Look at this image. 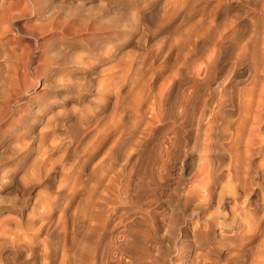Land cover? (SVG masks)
Here are the masks:
<instances>
[{"label":"bare ground","instance_id":"bare-ground-1","mask_svg":"<svg viewBox=\"0 0 264 264\" xmlns=\"http://www.w3.org/2000/svg\"><path fill=\"white\" fill-rule=\"evenodd\" d=\"M28 1H29V3L33 2V0H28ZM109 1H108V3H110ZM123 1L124 0H122V2ZM139 1L138 0H132L133 4H136ZM152 1L153 0H148L149 3L150 2L152 3ZM196 1H200V0H184L182 3H183L184 7L186 6V7H188V9H190L192 6H194ZM245 2H247V1H245ZM240 3H243V2H239L236 0V4H235L236 12L232 16L235 19V22L233 21V23H232L233 26L234 25L237 26L236 24L238 23L239 20L248 18L246 15H251L250 12H252L249 10L246 12L243 11V14L240 15L239 14V10L241 7ZM33 4H35V3L33 2ZM219 4L220 3H217L216 5H219ZM246 4H248V3H246ZM98 6L101 8V6L103 7V4H101V5L98 4ZM104 6H105V4H104ZM181 6H182V4H181ZM253 7H251V8L253 9ZM105 8H107V7H105ZM116 8L120 9L118 6ZM254 9H255V7H254ZM259 10H260V12H259V15H257V17H258L257 19H260L261 24L258 23V25L260 24V27L262 28V34H261L260 38L256 37L257 35H256V31H255V28L258 27L257 22H259V20H256V19L253 20L252 17L249 18L248 21H250V27H251L253 33H251L246 38H244V36L241 37V36L237 35L239 32V31L237 32V30H239L238 27H237L238 29L236 28L233 30L232 36H230V35L225 36V34L227 32L226 29H228V25L223 23V26H221L219 29H217L215 36H213L211 34L213 37H210V35H209V38L207 39V37H206L207 40H204V42H202L204 44L206 42L207 44L212 45L213 50L212 51L209 50L207 54H204V56H202L201 60H199V62H197V63L196 62L194 63L193 61L195 59L192 61L191 58H193L192 56L195 55L193 53H195L197 50L199 51L200 48L198 46H200V43H199V45H197L198 42L196 44L195 40L193 38H191L192 35L189 34L190 37L188 36V37H185L184 39H180V40H177L175 42H173V39H172V42L169 43V46L171 48L174 47V49H175V51H173V50H172L173 52L171 51L173 54V58H171L172 61L170 63V67L168 68L169 70L167 72V77L165 79L162 78V80H164V81H161L160 84L158 83L159 85L157 84L158 85L157 90L154 89V91H153L152 89L155 88V87H153L155 85H153V86L151 85L153 88L151 87L152 89L149 91H148L149 88L146 87L147 92L138 90L139 94L134 96L135 99L128 98L129 94L124 96L125 98L128 96L127 98L129 100H131V99L133 100L131 103L133 106H135V108L137 106L140 107V104L141 105L145 104L143 106L144 110H145V106L148 105L146 107H148L147 110L149 109L148 110L149 113L147 112L149 114V119H146L144 117V119H145L144 120L143 117L141 116L142 111H140V110H138V111H140V113H141L140 116L142 117V119L138 114L133 119V121H128L125 123H124V121H122L123 119L122 120L119 118L116 119L115 116L119 115L121 113V111L123 112L125 110V108H127L125 105L126 101H125V104L123 105V98L124 97L121 96L123 93L121 92V95L119 94V91H118L119 87H118L117 89H115L113 91L111 89H106L99 96L100 99L102 98V102L101 101L99 102L100 99L98 100V102H96V101L94 102V103H96L95 104L96 109H102L107 104L110 106L109 112L107 110V112L109 113L108 118L106 116V119L105 118L103 119L104 121L101 120L103 123L100 120H99L100 122H98L97 118L94 120V122L92 121L91 123H89V121L94 119L93 116L95 114L92 116L93 118H91L90 114H87L86 112L84 113L86 106H81L78 109L73 108V107L71 108V107L64 106V109L62 111H57L59 108L56 110L55 106H57L58 104L66 105L67 99L65 97L63 99L60 98L59 100L54 99L55 100L54 102H52V100H51V102H46L43 105H36V109L33 110L34 111L33 112L34 113V116H33L34 120L32 121L31 124H29L30 122L28 123V127H27L28 129H25L24 131L21 129L22 131H20L19 130L20 128H18V126H19V124H18L17 127H12V130L10 129L12 131L11 134H9L8 132L5 133L6 131L5 132L2 131L5 134L0 132V144L4 143L2 145H3V147H4V145H6L7 149H8V146H10L12 148H15L16 150H19L20 154H22V156H21L22 158L23 157L27 158L28 154L33 149L36 151L35 153H37L39 148L41 147V149H40L41 153H42L41 158L36 157V159H35V157H33L32 158L33 161L30 160L31 162L27 159L28 163H30V164H27V166H29V167H27L28 169H26L27 173L24 170L25 168H22L24 165L21 167L26 174L22 170L21 174L22 173L25 174L24 175L25 178H23V175H21L22 177L20 176V178H18V180L20 181L18 183H21L20 186L23 190L26 191V195H28L30 189H32L31 184H34V180H38L40 178L41 181H43V183L44 182L47 183L50 180L52 182L51 178H53V176L51 175V171L54 168V162L55 161H53V162L49 161L50 154L53 151H57V150H60L62 148H63V153H65L67 149H69L70 147L72 148L74 146L73 145V146H70L69 148H67V145H65V143H63V142H66L68 140L61 141L62 138L61 139L56 138L58 135L61 136L64 133H68L70 135V140L68 141V143H71L72 141L77 140L78 137H81V136L84 137L85 135L87 137V135H90L88 133H91L90 132L91 128H94L95 133L92 134L93 136L91 138L87 137L88 139H86V137H84V140L82 139L84 142L86 140L87 143H84L83 146H81L82 144L78 143V144H80V146L82 148L80 146H77V147L81 148V149H79V150H81L80 151L81 155H80V157L78 156V158H77L78 163H76V164L77 165L79 164L80 167L82 165H84L87 161L89 162V160L93 156H95L94 154L96 152L97 153L99 152L98 149L103 142L106 143V142H108L106 140H110L108 142L109 145L107 144L108 147L105 149L107 151V153L104 156H103V154L105 151L103 152V154L101 153L103 157L100 156V154H98L100 156V158L101 157L102 158H101V160H99V162H97L98 163L97 168H98L100 163H103L105 166V167L103 166V170H102L103 172H101V173L97 171L99 169L96 170V172H98V174H100V175H98L99 178L97 176L98 182L97 183L95 182L96 185H94V183H93L92 187L90 184H87L88 187L90 185V187L92 188V192L96 193V196H95L96 199L92 203L93 207L95 206V208L91 209L92 214L89 217V218H91L92 222L90 221V219L88 217H86L89 219V221L91 223H93V226H94V227L93 226L91 227V230L89 229L90 232L88 231L90 233V239L89 240L91 243L90 244L91 248L87 251V253L84 252V253H86V255L83 254V251H79L78 253H76V255H77V256L75 255L76 257H71L72 264H152L154 256H156L157 253H158V255L160 254V252L158 251V248H159V245H162V244H165L166 246H169V247H171V246L174 247V246L178 245L176 250H174V252H172V253L174 256H176L175 257L176 260L178 259L180 261V264H264V3H261L258 11ZM5 12H6V10H5ZM187 12H189V11H187ZM78 15H81V14L78 13ZM102 15H103V13L99 12L95 16L97 18L93 17L94 19L92 21L95 22V24L93 23L92 25L94 27H96L97 19L102 17ZM59 16H57V17H59ZM252 16H254V15H252ZM46 18L49 19V15H45V19ZM90 19H92V18L90 17ZM61 20H64V19H61ZM76 20H77L76 18H75V20H73L71 18V20H69V21H67V18H65L64 21H60V20H56V19H49L47 23H50L49 29L54 30V31L59 30L61 32V34L64 35L63 36L64 38L61 37L62 40L65 39L66 35H72L75 37V35H79L80 31L81 30L83 31V29L85 30L88 28H94L93 26L87 25V23H86V25L83 24V26L75 28V27H73V25L75 24L74 21H76ZM84 20H86V18ZM203 22H204L203 19L200 18V19H198L197 22H195L194 24H192L190 26L195 27L196 25H199L200 26L199 28H202ZM101 23L102 22H100V24ZM205 23L207 24V22H205ZM208 23H210V22H208ZM90 24H91V21H90ZM239 24L240 23H238V25ZM46 25H48V24H44L43 26H46ZM97 25H99V24H97ZM117 25H119V24H117ZM212 27H214V26H212ZM246 27H249V26H245V28ZM104 28H105V26H104ZM212 29H214V28H212ZM241 29H240V31H241ZM243 29H242V32L244 33V31H246V30L243 31ZM94 30L97 31L96 29H94ZM201 31H203V29ZM257 31L260 32L259 30H257ZM205 33H206V31H205ZM213 33H215V30ZM243 33H241V35ZM186 34H187V32H186ZM198 34L200 36V33H198ZM114 35H116V36L120 35V32L114 31V30L113 31H111V30L107 31L106 30L105 32H101L100 38L102 40L104 39V41H105V39L111 40L114 37ZM203 35H205V34H203ZM74 40L70 41V43L71 42L76 43V42H74ZM89 40H92V39L90 38ZM86 41H88V40H86ZM64 42H67V41H64ZM83 42H85V41H83ZM85 43H87V42H85ZM93 43H94V41L92 42V44ZM79 44H81V43H79ZM98 45H100V44H98ZM98 45H96V43H95L92 46L91 50L100 51L102 46H98ZM201 46H202V44H201ZM202 48H203V46H202ZM206 49L207 48H205V50ZM1 50H3L2 56H3L4 62L3 61L2 62L4 64V71H5V74L2 76V79H3L2 85L4 86L3 88H5V90H6L4 92H6V95L9 98L10 94L13 93L9 89L10 88V80H11L12 75L14 76L13 78H16L18 76V74H20V72L18 71L19 69L17 68L19 64L15 63V61H12L14 58L13 59L11 58L12 54H10V50H11L10 47L8 48V46L5 44V48H1ZM170 50L171 49H169V52H170ZM221 50H225L228 53L227 54V57H228L227 61L223 58V56H225L226 54L223 53L224 55L222 54L223 55L222 56ZM11 51H13V50H11ZM88 51H90V50H88ZM202 51H204V50H202ZM61 53H62L61 58L57 59V57L55 56L56 60H53V58H51L52 61L56 62L58 64L64 63V62H70L71 57L69 58V56H66V54L68 55L69 53L65 54V51H62ZM83 53L85 54V52H83ZM109 54H111V53H109ZM191 54H193V55H191ZM198 54H201V53L198 52ZM92 55H94V54H92ZM190 55H191V57H189ZM70 56H72V55H70ZM77 57L80 59L77 58L76 62H79L80 65H82V64L84 65V60L86 59L85 56H83V54H82L81 56L78 55ZM92 57H95L94 58L96 60L95 62L108 60L107 59L108 54H107V56H105V54L101 55L100 52L96 53ZM171 57H172V55H171ZM195 57H197V56H195ZM199 57H201V56H199ZM43 58H44V56L41 59H43ZM49 61H50V58H49ZM91 61L86 63V60H85V63L88 65V67L83 66V65H82V67L84 69H92L91 66H93L95 62H91ZM12 62L15 63V64L13 63L14 66H13ZM44 62H46V60H44ZM53 62H51V63H53ZM72 62H74L73 59H72ZM45 65H47V64H45ZM59 67H57V66L53 67V68L47 67V66L43 67L44 68L42 71L43 72V79H42L43 86L48 85V84L50 85V83L53 84L54 78H52V76L50 75L51 74L50 72L55 71V70L57 71L58 70L57 68H59ZM94 67H93V69H94ZM10 68H11V70H10ZM128 70L130 71V69H128ZM140 70L141 69H139L138 71H140ZM144 70H146V69H144ZM164 70L165 69H163V72H164ZM127 71H124L121 74L118 73L120 75L115 74L116 76L113 78L114 79L116 78V80H117V77L119 76V84L120 85L125 84V80H126L125 78L129 74V73H127ZM159 71L160 70H155L151 73H149L148 71H144V74H145V72L149 73V74L147 73L148 75L146 74L147 76H144V74L141 72V74H143L142 77H144V78H140V76L137 77V79L135 78V81L137 80L139 82V85H140V87L138 86V88H136V89H139V88L141 89V86H144V87L147 86L148 82H150L151 80H153V82H154V79L159 74H161V73H159ZM130 74H132V72ZM112 75L114 76V74H109L110 77H112ZM237 75H240V78L238 80L236 79ZM20 76H22V74H20ZM56 77L57 76H55V78ZM128 77H130V80H129V78H128V80L130 82H132L131 77H133V76L128 75ZM134 77H135V75H134ZM138 78H140V79H138ZM66 79L69 80L68 78H66ZM160 80H161V78H160ZM76 82L77 81H75V83ZM138 82H137V84H138ZM158 82H160V81H158ZM14 83H12V85ZM70 83H72V82H70ZM84 83L86 84L87 82L84 81ZM135 83H133V84H135ZM58 84H59V82H58ZM137 84H135V86L134 85L133 86L136 87ZM164 84H166L165 89L163 88L164 90H166L165 95H163V93H162V91H163L162 87ZM34 85H35V81L34 80L30 81L29 86L34 87ZM60 85H62V84H60ZM100 85H101V83H100ZM82 86H84V85H82ZM127 86L129 88L130 83ZM123 88H124V86H123ZM123 88H120V90L122 89V91H123L124 90ZM81 89L82 88H80V90ZM9 91H10V93H9ZM77 93L72 89V92L70 91V93H66V94H67V96H70V97L72 96V94H75L74 99L76 101L80 98L88 99V98H86V96L83 95V93L82 94H77ZM79 93H81V92H79ZM84 93H86V92L84 91ZM132 93H133V91H131V94ZM110 94H113L114 98L111 101V103H108ZM124 94H126V93H124ZM131 94H130V97H131ZM17 95H19V94H17ZM133 95H134V93L132 94V97H133ZM56 96L59 97V94ZM61 96H63V95H61ZM3 97H5V96H3ZM7 97H6V99L5 98H3V99L0 98V99H2L3 101L6 102ZM12 98H14L13 95H12ZM129 100H128V102H130ZM91 102H92V100H91ZM11 103H13V102H11ZM68 105L71 106V104H68ZM81 105H82V103H81ZM133 106H132V109L130 106H128V108H127L129 110V107H130V114L131 115L135 113V108ZM5 107L6 106H4V108ZM14 109L15 108H13V110ZM24 110H25V108H24ZM97 111L98 110H96L95 112H97ZM9 112L10 111L8 109V111H6V112L2 111V113L0 114V127H2L3 124L5 123L4 122L5 117H6V115L9 116L8 115ZM47 112H50V113H47ZM33 113H32V115H33ZM73 114H77V115H75V118L71 117V116H73ZM107 114H105V115H107ZM130 114H128V115H130ZM11 117H13V116H11ZM101 118H103V117H101ZM17 119H18V117H17ZM36 119L41 120L42 124L45 128L44 129L41 128V130H40V127H39V129L36 128L37 130L35 132H33V130H31V128H32L31 126L33 125L34 122L35 123L37 122ZM124 119H125V117H124ZM8 120H10V119L8 118ZM126 120H127V118H126ZM128 120H129V118H128ZM141 120H142V122H144V124H142V126H140ZM151 120L156 121V123L158 122L157 124H155L157 126H152ZM15 121H14V126L16 124ZM22 121H20V122H22ZM17 123H19V122H17ZM26 123H27V121H26ZM128 123H129V125H127ZM20 124H22V123H20ZM130 124H131V126H130ZM129 126L131 127L130 131H129V129H130ZM142 127L145 128L147 132H150L152 130H153L152 132H154L155 129L158 130V129H160V127H162L160 129L161 133H159L157 136L155 134L156 138H154L155 139L154 141L152 140V142H154L153 143L154 149H152L153 153L150 154V157H149L150 159L148 158V156H149L148 152L150 153V150L148 151L147 148L145 147L146 150L148 151L147 152L148 155L145 154L146 152L144 153L145 158L147 157V161L149 162L148 165L152 166V168L149 166V169H146L143 165V167L147 170L146 171L143 167H141L142 164L139 163L138 167L140 166L143 169L142 172H145V174H150V179L156 178L157 183L159 185L161 184V182L163 183L162 185L167 183V182L164 183L163 181H161L162 179L160 180L161 175H164L163 171L166 172V170H165L166 166L171 168V170L172 169L177 170L175 172L178 175L176 178L181 177V175H183V176L188 175L189 176V178L187 177L188 180H186V183L184 184V186H180V184L178 186L176 183L175 186L173 187V189L178 193V196L174 201L175 203L173 204V206H175V208L177 210L176 212H174L176 214L172 213L173 212L172 209H170L168 212H166L164 205H162L159 202L160 201L158 199L159 197L157 199H155L156 197L154 198L153 196H151L154 198V200L151 201L152 198H151V200L146 199V197L148 195L150 196V194L146 193V194H148L147 196L145 194H141V195L146 196L145 197L146 200L143 199V201H142L141 197H143V196H141V195L139 196V194L137 195L138 192L136 194L133 192V190L137 186H138L137 187L138 189H136V190L140 189L139 185H137V186L134 185V187L135 186L136 187L131 190V187H133L132 185L135 184L139 178L137 179L136 182H133L131 180V171H134V170H132L133 165L127 168L125 163L129 162L130 158H132L134 155H138L140 149L143 146V143L145 141H147V140H145L146 138L144 136L147 134L144 133L145 130ZM124 130L127 132H125ZM125 134H128V137L130 139V141H128V144L125 145V146H128V145L130 146L129 150H128L129 153L127 152V155L124 154L125 158H124L122 164H117L118 159L120 161H122V159L118 158L117 155H114V156H117V158H118L117 161H114L113 159L110 158V154L113 152L112 150H113V147H115V146H117V148H114V152L116 151V154L118 153L119 149H120V151H123V150H121V147H122L121 144H122V140L126 139V138H122ZM67 136L65 138L69 137V136L68 137ZM150 136H152V135H150ZM62 137H63V135H62ZM108 137H110V139H108ZM147 139H149V138H147ZM126 140H125V144H126ZM78 141H81V139L80 140L78 139ZM14 142L21 145V147H17L18 144L13 145ZM104 143H103V145H104ZM151 144L152 143H150V146H151ZM75 145H76V143H75ZM125 146L123 145L124 148H125ZM3 147H2V149H3ZM75 150H77L79 153L78 148H76ZM6 151H8V150H6ZM71 151H73V148ZM77 151L72 155H76ZM10 153H12V152L10 151ZM10 153H9V155H10ZM56 153H55V155H56ZM119 153H118V155H120ZM5 154H7V153H5ZM180 155H181V157H180ZM0 156H3V154ZM12 158H13V155H12ZM19 158L20 157L18 156V159ZM53 158H54V156H53ZM53 158H51V159H53ZM72 158H71V160H72ZM108 158H109V162L107 161ZM57 159H56V161H57ZM19 160H21V158ZM23 160H22V162H23ZM75 160H76V156H75ZM133 160L136 161L135 157H133ZM144 160H146V159H144ZM188 160L193 161V162H190V163H192V165H190V164H189L190 166L187 165L189 163ZM147 161H145V162L147 163ZM13 162H14V160H13ZM145 162L143 164H145ZM67 163L69 165L70 162L68 161ZM71 163H72V161H71ZM72 164H74V163H72ZM92 164H93V161H92L91 165ZM129 164L131 165V163H129ZM1 165H0V167H1ZM4 165H3V167L6 168ZM91 165H90V167L93 170V166H91ZM95 165H96V163L94 164V167H96ZM55 166H57V165H55ZM59 166L61 167V165H59ZM64 166H66V165H64ZM73 166H75V165H73ZM145 166H147V165L145 164ZM80 169H82V167ZM94 169H96V168H94ZM1 170L6 171L5 169H1ZM73 170H74V168H73ZM137 170L140 171L141 169L137 168ZM148 170L150 173L148 172ZM2 171H0V185H1V183L6 181L7 179L13 180L15 178L14 173H7V171L6 172H2ZM93 171L95 172V170H93ZM127 172H129L130 174L128 173V175H127L126 174ZM134 172H132L133 173L132 178H134ZM146 172H148V173H146ZM135 173H139V172H135ZM72 174H73V172H72ZM81 174H85V173L81 172ZM96 174L97 173H95V175ZM78 175H79V173L76 176H74V179L78 178ZM80 176L81 175H79V177ZM82 176H84V175H82ZM88 176H89V174L87 176H84V177H88ZM174 176H176V175H174ZM84 177H82V178H84ZM143 177H145V176H143ZM62 178H63V176H62ZM135 178H137V176ZM80 180H82V179H80ZM13 181H15V180H13ZM171 181H174V180H171ZM10 182H12V181H10ZM35 182H38V181H35ZM138 182L137 183L140 184V180ZM143 182L141 181V183H143ZM147 182L148 181H146V183ZM18 183H16V184L18 185ZM79 183H82V182H79ZM85 183H87V182L85 181ZM85 183H84V187L86 188L87 185L85 186ZM48 184H50L49 187L53 186V184H51V183H48ZM168 184H166V185H168ZM56 185L54 187H56ZM143 185L144 186L147 185V189L144 188L147 191L149 184L144 183ZM42 186H44V185H42ZM47 186H45V187H47ZM74 186H75V182L73 181L72 187L68 188L69 194L67 193L68 195H66V200L64 199L62 204H61V202H59L60 200L58 201V198H54L53 200L41 199V202H39L40 201L39 196L41 193L38 194V196L34 195L33 197H31V201H30L31 207L29 209V212L25 213L24 215L22 212L24 211V208L27 205V199L26 198L21 199L20 198L21 195L19 197L17 195V197L21 199V201H19V203H17L18 205H13L14 203L12 202V199H11V201L9 200V202H12V204L6 205V206L0 205V212L2 209H5L7 211H15L18 213L17 214L18 219H17V217H16V219H14V222H13L14 224H13L12 229H11V227L9 228L7 226L11 219L7 220L5 217H3L4 219L0 218V236L4 237L3 239H5L4 241H5V243H7V245H6L7 253H5V254L2 253L1 252L2 249L0 248V264H13L14 260L17 259L18 257L21 259L25 258L27 261L30 262V260L33 258L32 248L35 245L34 243H35V238L38 235L37 233L40 230H41V232L44 231V229L46 228V225L52 226V224H53V226H55V224H57L58 222L61 221V217L64 214V213L62 214V212L65 210V208L69 204V201L71 199H73L72 197L74 195L73 194L74 193V190H73ZM82 186H83V184L81 185V187ZM120 187H121V189H120ZM149 187H150V185H149ZM15 188H13L12 190H14ZM21 188L20 189L18 188V189L21 190ZM151 188L152 187H150V190H151ZM18 189H17V191H18ZM60 189H63V188L61 187ZM119 189L121 190V194H122L121 198H123L124 202H127V200H131V199L134 200V198H135V200L139 199V198H136V195H137V197H140V199H141V201H140L141 204H136V202L140 203V202H138L140 200L139 199V200H136V202L134 201V203L136 205H134L133 207H131L129 209L124 210L123 207L121 206L123 211H119V213L116 214L115 213L116 212V206H115L116 198L115 197L119 193ZM55 190H57V189H55ZM84 190L85 189H82L83 193H84ZM87 190H89V189L87 188ZM17 191L14 190V192H17ZM39 191H41V190H39ZM62 191L65 192L66 190H62ZM142 191L144 192L145 190L142 189ZM142 191L140 193H143ZM153 191H155V188H153ZM163 191H165V190H163ZM19 192H21V191H19ZM76 192H77V190H76ZM78 193L81 194V192H78ZM95 193H94V195H95ZM163 193H165V192H163ZM35 194H37V193H35ZM75 194H77V193H75ZM131 194H133L132 196H135V197H130ZM153 194L155 195L154 192H153ZM158 194H156V195H158ZM47 195H45V196L47 197ZM22 196H23V193H22ZM41 196H43V195H41ZM76 196H78V194ZM158 196H160V195H158ZM252 196H254L255 198H253L251 201L250 198ZM78 197H80V196H78ZM174 197H176V196H174ZM11 198H13V196ZM48 198H50V197H48ZM166 198H168V197H166ZM118 199L122 200L120 198H118ZM85 201L90 202L91 196H90V198H88V200H85ZM85 201L84 200L82 201V202H84V205H85ZM71 202H72V200L70 201V203ZM131 202L133 203L132 200H131ZM4 203H6V202H4ZM128 203H130V202H128ZM77 204H79V203L77 202ZM78 206L77 207L74 206L73 212L75 211V207L77 208L76 210H78V209L80 210L81 206H79L80 208ZM88 207H90V206H88ZM179 207H180V209H179ZM57 209H58V211L60 210L59 213H61V214H59V215L54 214L55 215L54 216L53 212ZM166 209H168V208L166 207ZM79 210H78V212H79ZM12 214L14 215V213H12ZM1 215H3V214H1ZM71 215H72V218H74V215H75V218L77 216V214H73V213ZM67 216L68 215H66V218H68ZM80 216H81L80 218H83L82 215H80ZM10 218H14V217L11 216ZM62 219H64V218L62 217ZM73 220H75V219H73ZM35 223H37V226H35L33 228ZM62 224H64V222ZM61 226H59V227L61 228ZM64 226H65V224H64ZM89 226H91V225H89ZM48 227L50 228V226H48ZM48 227L46 229H48ZM59 227L57 228L58 230H59ZM63 227L61 228V230L63 229ZM66 227L68 228L69 226L66 225ZM80 227L82 228V226H80ZM67 228H65V230ZM83 228H85V227H83ZM73 230H75L74 227L70 231H73ZM70 231L68 234L72 235L76 239V237L73 234H71ZM51 232H53V231H51ZM63 232H65V231L63 230ZM75 232H77V230H75ZM61 233H62V231H61ZM55 235H57V234H55ZM61 236H63V235L61 234ZM53 237H54V235H53ZM57 238H58V236H57ZM62 238L64 239V237H62ZM45 240H46V238H45ZM50 240L51 239H49V241ZM47 241L48 240H46V242ZM73 241H74V239H73ZM78 241H76V242H78ZM252 242H255V244L253 243L254 245L252 247L247 246L250 243L252 244ZM57 243H56V245H57ZM60 244H61V242H60ZM63 244H65V243L63 242ZM63 244H61V246ZM78 244L80 245L81 243H78ZM43 245H44V243H43ZM75 245H76V243H75ZM53 246L51 248H49L50 249L49 251L45 250V248H44L45 246H41V251H40L41 254L40 255L45 261L43 259H41V260H43V262H40V259H39V261H37L38 260L37 259L36 262L37 263L40 262L41 264H53L54 261L52 262L51 260H53L54 257L57 258L56 254H57V250H59V249H57L58 246L57 247L56 246L53 247ZM69 246L70 245H68V248H69ZM70 247H73L72 242H71ZM75 247L76 246H74L73 248H75ZM77 247H80V246H77ZM84 247L88 248V245L84 246ZM66 248H67V246H66ZM64 249H65V247H64ZM60 250H61V248H60ZM67 250L69 251L70 249H67ZM81 250H82V247H81ZM71 251L75 252L72 249H71ZM37 252H38V250H37ZM22 253H24V254L22 255ZM58 254H59V257H58V260L56 259L57 260L56 263L54 262L55 264H66L67 262H69L68 261L69 256L65 257L64 250L59 252ZM68 255H69V253H68ZM158 255H157V257H158ZM168 255H169V253L167 254V256ZM173 255H171L170 257L172 258ZM31 261L35 262L33 259ZM169 261H170V258H169ZM173 261H172L173 264H179V263H176ZM167 263H168V261H167Z\"/></svg>","mask_w":264,"mask_h":264},{"label":"rangeland","instance_id":"rangeland-1","mask_svg":"<svg viewBox=\"0 0 264 264\" xmlns=\"http://www.w3.org/2000/svg\"><path fill=\"white\" fill-rule=\"evenodd\" d=\"M81 1V2H80ZM109 1V0H108ZM108 1L107 0H33V2L35 3V4H33V2H31V3H29V1L28 0H0V98H5L6 99V97H7V95H6V92H4V91H6L5 90V88H3L4 86L2 85V82H3V79H2V76L5 74V71H4V64H3V50H1V48H5V44L8 46V48L10 47V49L11 50H13V51H11L10 50V54H12L11 55V58L13 59L12 61H15V63H18L17 65H18V71L20 72V74H22V76H20V74H18V76L16 77V78H13L14 76L12 75V77H11V80H10V91L11 92H13L12 94H10V96H9V98L7 97V100H6V102L5 101H3L2 99H0V114L2 113V111L3 112H6V111H8V109H9V116H7L6 115V117H5V120H4V124H3V126L2 127H0L1 129H0V132L1 133H4L5 131V133H9V134H11L12 133V127H17V125L19 124V126H18V128H20L19 130L20 131H24L25 129H28L27 127H28V123L29 124H31L32 123V121L34 120V109H36V105H43L44 103H46V102H51V100H52V102H54L55 100H59L60 98L61 99H63V98H65L66 97V105H62V104H58L57 106H55V109L57 110L58 108V110L57 111H62L63 109H64V106H66V107H73V108H76V109H78V108H80L81 106H86V111L84 110V113L86 112L87 114H90L91 115V118H93L94 117V119H92L91 121H89V123H91L92 121L94 122V120L97 118L98 119V122H100L101 120L102 121H104L103 119L105 118L106 119V116H107V118H108V116H109V105L107 104V105H105L102 109H96V103H94L95 101L96 102H98V100L100 99V94H102L106 89H111L112 91L113 90H115V89H117L118 87V91H119V94L121 95V92L124 94V93H126V94H122L121 96H125V95H128L127 97L128 98H132V99H135L134 98V96H136L137 94H139L138 93V90H141V91H144V92H147L146 90V87H148L149 89H148V91L149 90H151L153 87H155V88H153L152 90L154 91V89L155 90H157V86L161 83V81H164V80H162V78H166L167 77V72H168V68L170 67V63H171V61H172V59L171 58H173V54H172V52L173 51H175V49H174V47H170L169 46V43L170 42H172V39H173V42H175V41H177V40H180V39H184L185 37H188L189 36V34L190 35H192L191 36V38H193L194 40H195V42H196V44H197V42H198V44L197 45H199V43H200V46H198L200 49H199V53H201V54H198V52L196 51L195 53H193V54H195V55H193V54H191V55H193L192 57L193 58H191L192 59V61L195 63H197V62H199V60H201V58H202V56H204V54H207L208 53V51L209 50H213V47H212V45H210V44H207L206 42H205V44L204 43H202V42H204V40H207L208 38H209V35H210V37H213V36H215L216 35V32H217V29H219L221 26H223V23L224 24H227L228 25V29H226L227 30V32H226V34H225V36H232V32H233V30L234 29H236L237 27L239 28V30H237V32H238V36H241V37H243L244 36V38H246V37H248L251 33H253V31H252V29H251V27H250V21H248V19L249 18H253V20L254 19H256V20H259V22H257V26L258 27H256L255 28V31H256V37L257 38H260L261 37V34H262V28L260 27V19H257L258 17H257V15H259V12H260V10L258 11V9H259V7H260V5H261V3H264V0L262 1V0H237V1H239V2H243V3H240V10H239V14L241 15V14H243V11L244 12H246V11H252V12H250V14L251 15H246L248 18H245V19H242V20H239L238 21V23H240L239 25H238V23L236 24L237 26H233V21L235 22V19H234V17H232L234 14H235V12H236V7H235V4H236V0H200V1H196V3L194 4V6H192L190 9H188V7H184L183 6V1L184 0H153L152 1V3L150 2H148V0H138L139 2H137L136 4H133V2H132V0H124L123 2H122V0H110L109 2L110 3H108ZM245 1H247V2H245ZM3 2V3H2ZM5 2V3H4ZM78 2V3H77ZM112 2V3H111ZM229 2V3H228ZM245 2V3H244ZM61 3V4H60ZM148 3V4H147ZM217 3H220L219 5H216ZM246 3H248V4H246ZM3 4V5H2ZM98 4L99 5H101V4H103V7L101 6V8L98 6ZM104 4H105V6H104ZM120 6H119V5ZM181 4H182V6H181ZM259 4V5H258ZM82 7H81V6ZM249 7H248V6ZM84 6V7H83ZM93 6V7H92ZM119 7L120 9H117L116 7ZM215 6V7H214ZM255 7V9H254V7ZM80 7V8H79ZM105 7H107V8H105ZM115 7V8H114ZM184 7V8H183ZM251 7H253V9L251 8ZM258 9H257V8ZM104 8V9H103ZM111 8V9H110ZM193 8V9H192ZM85 9V10H84ZM92 9V10H91ZM5 10H6V12H5ZM89 10V11H88ZM242 10V11H241ZM9 11V12H8ZM108 11V12H107ZM187 11H189V12H187ZM254 11V12H253ZM48 12V13H47ZM50 12V13H49ZM103 13V15H102V17H100V18H98L97 19V22H96V27H94L92 24L94 23L95 24V22H93L92 20L94 19V18H97V17H95L98 13ZM256 12V13H255ZM258 12V13H257ZM5 13V14H4ZM70 13V14H69ZM75 13V14H74ZM78 13H80L81 15H78ZM52 14V15H51ZM45 15H49V19H56V20H60V21H64L65 20V18H67V21H69V20H71V18L73 19V20H75V18L77 19L76 21H74V25H73V27H75V28H78V27H81V26H83V24L84 25H86V23H87V25H89V26H93L94 28H88V29H83V31L81 30L80 31V33H79V35H75V37L74 36H72V35H66L65 36V39L64 40H62L61 39V37H63L64 35H62L61 34V32L59 31V30H51V29H49L50 28V23H47L48 22V20L49 19H45ZM60 15V16H59ZM71 15V16H70ZM91 15V16H90ZM252 15H254V16H252ZM256 15V16H255ZM57 16H59L61 19H64V20H61L59 17H57ZM66 16V17H65ZM73 16V17H72ZM75 16V17H74ZM80 16V17H79ZM90 17L92 18V19H90ZM94 17V18H93ZM86 18V20H84ZM88 18V19H87ZM200 18H202L203 19V24H202V28H199L200 26L199 25H196L195 27H193V26H190V25H192V24H194L195 22H197L198 21V19H200ZM80 19V20H79ZM82 19V20H81ZM84 20V21H83ZM211 20V21H210ZM81 23H80V22ZM90 21H91V24H90ZM100 22H102L101 24H100ZM205 22H207V24L205 23ZM208 22H210V23H208ZM258 23H260L259 25H258ZM44 24H48V25H46V26H43ZM97 24H99V25H97ZM105 24V25H104ZM117 24H119V25H117ZM249 24V25H248ZM101 25V26H100ZM103 25V26H102ZM123 25V26H122ZM204 25V26H203ZM217 27H216V26ZM98 26V27H97ZM100 26V27H99ZM104 26H105V28H104ZM198 26V27H197ZM212 26H214V27H212ZM243 26V27H242ZM245 26H249V27H246L245 28ZM102 27V28H101ZM119 27V28H118ZM143 27V28H142ZM187 27V28H186ZM231 27V28H230ZM107 28V29H106ZM110 28V29H109ZM197 28V29H196ZM199 28V29H198ZM212 28H214V29H212ZM237 28V29H238ZM243 29V31L244 30H246V31H244V33L242 32V29ZM259 28V29H258ZM94 29H96L97 31H93ZM122 29V30H121ZM203 29V31H201ZM240 29H241V31H240ZM259 30L260 32H258L257 30ZM108 31V30H111V31H118V32H120V35H114V37L111 39V40H106L105 39V41H104V39L102 40L101 38H100V35H101V32H105V31ZM120 30V31H119ZM214 30H215V33H213L214 32ZM143 31V32H142ZM193 31V32H192ZM200 31V32H199ZM205 31H206V33H205ZM231 31V32H230ZM254 31V32H255ZM91 32V33H90ZM186 32H187V34H186ZM200 33V36H199V34L198 33ZM211 32V33H210ZM185 35H184V34ZM196 33V34H195ZM241 33H243L242 35H241ZM198 34V35H197ZM203 34H205V35H203ZM208 34V35H207ZM213 36H212V35ZM240 34V35H239ZM245 34V35H244ZM259 34V35H258ZM194 36V37H193ZM203 36V37H202ZM93 37V38H92ZM190 37V36H189ZM201 37V38H200ZM205 37V38H204ZM206 37H207V39H206ZM64 38V37H63ZM92 39V40H89V39ZM98 38V39H97ZM198 38V39H197ZM75 39V40H74ZM96 41H95V40ZM171 39V40H170ZM74 40V42H76V43H70V41H73ZM86 40H88V41H86ZM64 41H67V42H64ZM83 41H85V42H87V43H85V42H83ZM91 41V42H90ZM94 41V43L92 44V42ZM7 42V43H6ZM79 43H81V44H79ZM96 43V45H98V44H100V45H98V46H102V48H101V50L100 51H94V50H91L92 49V46L94 45ZM77 44V45H76ZM91 44V45H90ZM165 44V45H164ZM201 44H202V46H203V48H202V46H201ZM51 45V46H50ZM90 48H89V47ZM97 46V47H98ZM207 48L206 50H205V48ZM63 48V49H62ZM65 49V50H64ZM169 49H171L170 50V52H169ZM59 50V51H58ZM88 50H90V51H88ZM161 50V51H160ZM173 50V51H172ZM202 50H204V51H202ZM49 51V52H48ZM62 51H65V54L66 53H69L68 55L66 54V56H69V58H70V62H64V63H60V64H58V63H56V62H53L52 61V59L51 58H53V60H56V57H57V59H59V58H61L62 57ZM94 51V52H93ZM172 51V52H171ZM83 52H85V54L83 53ZM91 52V53H90ZM100 52V54L101 55H104L105 54V56H107V54H108V60H105V61H99V62H95L96 60L94 59L95 57H92V56H94L96 53H99ZM60 53V54H59ZM73 53V54H72ZM104 53V54H103ZM109 53H111V54H109ZM170 53V54H169ZM197 53V54H196ZM226 54L225 56H223L224 54ZM42 56H41V55ZM44 54V55H43ZM83 54V56H85V60H86V63L87 62H90L91 60V62H95L94 63V65L93 66H91L92 67V69H84L83 67H82V65H80L79 64V62H76L77 61V56L79 55V56H81ZM92 54H94V55H92ZM156 54V55H155ZM169 54V55H168ZM223 54V55H222ZM227 52L225 51V50H221V55L223 56V58L227 61L228 60V57H227ZM50 55V56H49ZM52 55V56H51ZM60 55V56H59ZM70 55H72V56H70ZM89 55V56H88ZM171 55H172V57H171ZM191 55L189 56V57H191ZM14 56V57H13ZM44 56V58L43 59H41L42 57ZM56 56V57H55ZM158 56V57H157ZM164 56V57H163ZM195 56H197V57H195ZM199 56H201V57H199ZM17 57V58H16ZM195 57V58H194ZM49 58H50V61H49ZM197 58V59H196ZM2 59V60H1ZM40 59V60H39ZM72 59H73V61L74 62H72ZM78 59H80V58H78ZM44 60H46V62H44ZM48 60V61H47ZM85 60H84V65L83 66H86V67H88V65L85 63ZM3 61V62H2ZM19 61V62H18ZM50 62V63H49ZM51 62H53V63H51ZM123 62V63H122ZM169 62V63H168ZM14 62H12V64H13ZM14 63V64H15ZM55 63V64H54ZM14 64H13V66H14ZM45 64H47V65H45ZM54 64V65H53ZM57 64V65H56ZM45 66H47V67H59V68H57L58 70L56 71H51L50 73V75L52 76V78H54V82H53V84H51L50 82V85L48 84V85H44L43 86V84H42V79H43V67H45ZM95 66V67H94ZM90 67V68H91ZM93 67H94V69H93ZM126 67V68H125ZM133 68V69H132ZM148 68V69H147ZM26 69V70H25ZM126 69V70H125ZM128 69H130V71L128 70ZM135 69V70H134ZM139 69H141L140 71H138ZM144 69H146V70H144ZM163 69H165L164 70V72H163ZM10 70H11V68H10ZM127 71V73H129L128 75L129 76H133V77H131L132 79H131V81L132 82H130L129 80H130V77H128V75H127V77L125 78L126 80H125V84H119V76L117 77V80H116V78L114 79L113 77H115L118 73H123L124 71ZM137 70V71H136ZM150 70V71H149ZM155 70H160L159 71V73H161V74H159L156 78L158 79H154V82H153V80H151L150 82H148V84H147V86H141V89L139 88V89H136V88H138V86L140 87V85H139V82L136 80L135 81V78L137 79V77H139L140 76V78H144V77H142V75L144 74V71H148L149 73H151V72H153V71H155ZM134 71V72H133ZM56 72V73H55ZM132 72V74H130ZM141 72L143 73V74H141ZM147 72V73H148ZM136 73V74H135ZM146 72H145V74H144V76H147L148 74H147ZM11 74V73H10ZM109 74H114V76L112 75V77H110L109 76ZM116 74V75H115ZM120 74H118V75H120ZM135 75V77H134V75ZM147 74V75H146ZM57 76L56 78H55V76ZM64 75V76H63ZM137 75V76H136ZM54 76V77H53ZM110 77V78H109ZM161 78V80H160V78ZM36 78V79H35ZM66 78H68L69 80H67ZM84 78V79H83ZM128 78H129V80H128ZM140 78H138V79H140ZM240 78V75H237V80ZM21 79V80H20ZM62 81H61V80ZM134 79V80H133ZM32 81V80H34L35 81V85H34V87H30L29 86V84H30V81ZM60 80V81H59ZM67 80V81H66ZM37 81V82H36ZM75 81H77L76 83H75ZM84 81H86L87 83L85 84L84 83ZM128 81V82H127ZM158 81H160V82H158ZM16 84H15V83ZM58 82H59V84H58ZM61 82V83H60ZM70 82H74L73 84L72 83H70ZM136 82V83H135ZM137 82H138V84H137ZM12 83H14L13 85H12ZM18 83V84H17ZM55 83V84H54ZM81 83V84H80ZM84 83V84H83ZM100 83H101V85H100ZM130 83V87L128 88V84ZM133 83H135V84H137V86L136 87H134L135 86V84H133ZM159 83V84H158ZM58 84V85H57ZM60 84H62V85H60ZM127 84V85H126ZM132 84V85H131ZM158 84V85H157ZM55 85V86H54ZM57 85V86H56ZM60 85V86H59ZM82 85H84V86H82ZM120 85V86H119ZM126 85V86H125ZM134 85V86H133ZM153 85H155V86H152ZM74 86V87H73ZM123 86H124V88H123ZM150 86V87H149ZM17 87V88H16ZM21 87V88H20ZM26 87V88H25ZM73 87V88H72ZM79 87V88H78ZM152 87V88H151ZM165 87H166V84H164L163 85V87H162V89L164 88L165 89ZM25 88V89H24ZM71 88V89H70ZM80 88H82L81 90H80ZM99 88V89H98ZM120 88H123L124 90L122 91V89L120 90ZM132 88V89H131ZM144 88V89H143ZM12 89V90H11ZM19 89V90H18ZM72 89L77 93V94H82L83 93V95L84 96H86V98H88V99H84V98H80V99H78L77 101L74 99L75 98V94H72V96L70 97V96H67V94L66 93H70V91L72 92ZM78 89V90H77ZM163 89V91H162V93H163V95H165V93H166V90H164ZM14 90V91H13ZM16 90V91H15ZM21 90V91H20ZM69 90V91H68ZM135 90V91H134ZM137 90V91H136ZM10 91H9V93H10ZM23 91V92H22ZM83 91V92H82ZM84 91L86 92V93H84ZM102 91V92H101ZM127 91V92H126ZM130 91V92H129ZM131 91H133V93H134V95H133V97H132V94H131ZM8 92V91H7ZM79 92H81V93H79ZM136 92V93H135ZM23 93V94H22ZM74 93V92H73ZM17 94H19V95H17ZM59 94V97H57L56 95H58ZM130 94H131V97H130ZM12 95H13V97L14 98H12ZM61 95H63V96H61ZM3 96H5V97H3ZM83 96V97H84ZM18 97V98H17ZM126 97V98H127ZM70 98V99H69ZM113 94H110V96H109V101H108V103H111V101L113 100ZM125 97L123 98V105L125 104V101H126V107L128 108V106H130L131 107V109H132V99L131 100H129L128 98V100L130 101V102H128V100L126 99ZM19 99V100H18ZM55 99V100H54ZM16 100V101H15ZM82 100V101H81ZM91 100H92V102H91ZM29 101V102H28ZM69 101V102H68ZM90 101V102H89ZM102 102V98L99 100V102ZM9 102V103H8ZM11 102H13V103H11ZM81 103H82V105H81ZM5 104V105H4ZM68 104H71V106L70 105H68ZM6 106L5 108H4V106ZM145 105V104H144ZM143 104L141 105L140 104V107L139 106H137L136 108H135V106H133L134 108H135V113L134 114H130V107H129V110L127 109V108H125V110L122 112L121 111V113L119 114V115H116L115 117H116V119L117 118H119V119H123L122 121H124V123L125 122H128V121H133V119L136 117V115L138 114L139 116H140V111H142V117H143V119H144V117L146 118V119H149V112H148V110H147V108L148 107H146V106H148V105H146L145 106V110H144V106ZM9 106V107H8ZM61 106V107H60ZM13 108H15L14 110H13ZM20 108V109H19ZM24 108H25V110H24ZM106 108V109H105ZM108 108V109H107ZM139 108V109H138ZM5 111H4V110ZM2 110V111H1ZM13 110V111H12ZM16 110V111H15ZM22 110V111H21ZM96 110H98L97 112H95ZM107 110H108V112H107ZM138 110H140V111H138ZM18 111V112H17ZM101 111V112H100ZM145 111V112H144ZM33 113V115H32V113ZM139 112V113H138ZM148 112V113H147ZM47 113H50V112H47ZM46 113V114H47ZM108 113V114H107ZM17 114V115H16ZM95 114V115H94ZM105 114H107V115H105ZM127 114V115H126ZM128 114H130V115H128ZM146 114V115H145ZM48 115V114H47ZM75 115H77V114H73V116H71V117H73V118H75ZM94 115V116H93ZM97 115V116H96ZM11 116H13V117H11ZM93 116V117H92ZM100 118H99V117ZM131 116V117H130ZM140 116V117H141ZM17 117H18V119H17ZM23 117V118H22ZM101 117H103V118H101ZM124 117H125V119H124ZM142 117H141V119H142ZM8 118L10 119V120H8ZM14 118V119H13ZM22 118V119H21ZM126 118H127V120H126ZM128 118H129V120H128ZM131 118V119H130ZM13 121H12V120ZM115 119V118H114ZM8 120V121H7ZM16 120V121H15ZM23 120V121H22ZM37 120V122L35 123H33V125L31 126L32 128H31V130H33V132H35L37 129H39V127H40V130H41V128L42 129H44L45 127L43 126V124H42V121L41 120H38V119H36ZM100 120V121H99ZM126 120V121H125ZM145 120V119H144ZM14 121L16 122V124H15V126H14ZM20 121H22V122H20ZM26 121H27V123H26ZM101 121V122H102ZM152 121V126H157V125H155V124H157L156 123V121H154V120H151ZM13 122V123H12ZM17 122H19V123H17ZM12 123V124H11ZM20 123H22V124H20ZM103 123V122H102ZM140 126H142V124H144V122H142V120L140 121ZM101 124V123H100ZM127 125H129V123L127 124ZM11 126V127H10ZM26 128H25V127ZM130 126H131V124H130ZM129 126V127H130ZM144 126V125H143ZM9 127V128H8ZM24 128V129H23ZM37 128V129H36ZM143 128V127H142ZM162 127H160V129H161ZM8 129V130H7ZM11 129V130H10ZM22 129V130H21ZM144 130H145V134H147V135H144L145 136V140H147V141H145L144 143H143V146H142V148L140 149V151H139V154L141 155H134L133 157H135V160L136 161H134L133 160V157L132 158H130V161L129 162H126L125 164H126V167L128 168V167H130V166H132V170H136L135 172H139V173H135L134 171H131V180L133 181V182H136L137 181V179H138V181L140 180V184H138L137 182V184L135 183V184H133L132 186L133 187H131V190L133 189V188H135L137 185H139V188L141 189H139V190H136V189H138L137 187L133 190V192L136 194L137 192V195L139 194V196L141 195V194H145L146 196L148 195V194H150V196L148 195L147 197L146 196H144V195H141V196H143V197H141V199H142V201H143V199L144 200H151V198H152V200L151 201H153L154 200V198L155 199H157L158 197V199L160 200L159 202L162 204V205H164V207H165V210H166V212H168L170 209H172V213H174V212H176L177 210H176V208H175V206H173V204L175 203L174 201H175V199L177 198V196H178V193L173 189V187L175 186V184L177 183V185L179 186V184H180V186H184V184L186 183V180H188V178H189V176L188 175H181V177H178V178H176L178 175H177V173H175L177 170H175V169H172L171 170V168H169L168 166H166V172L165 171H163L164 172V175H161V178H160V180L161 181H163L164 183L165 182H167L166 184H168V185H166V184H164V185H162L163 183L161 182V184L159 185L158 183H157V180H156V178L153 180V179H150V174H145V172H142V168L141 167H143V165H144V167L146 168V169H149V166L150 165H148L149 164V162L147 161V157L145 158V154H147V152L150 150V153L148 152V154H149V156H148V158L150 157V154L151 153H153V151H152V149H154V142H152V140L154 141L155 139L154 138H156L155 137V134H156V136L159 134V133H161L160 132V129H158V130H154V132H152V131H150V132H147L146 131V129L145 128H143ZM131 130V127H130V129H129V131ZM2 131H4V132H2ZM125 131V130H124ZM123 131V132H124ZM90 132L91 133H88V134H90V135H87V137H89V138H91L93 135L92 134H94L95 133V130H94V128H91V130H90ZM125 132H127V131H125ZM157 132V133H156ZM4 133V134H5ZM14 133V132H13ZM69 136H67V135ZM62 135H63V137H62ZM61 136L60 135H58L56 138H62L61 139V141H63V140H70V135L68 134V133H64V134H62ZM150 135H152V136H150ZM68 137V138H65V137ZM126 136V137H125ZM83 136H81V137H78V139L80 140L81 139V141H78V139L77 140H75V141H72L71 143H68V141H66V142H63V143H65V145H67V148H69L70 146H73L72 148H73V151H71L72 150V148L70 147L69 149H67L66 150V152L65 153H63V148L62 149H60V150H57V151H53L51 154H50V156H49V161L50 162H53V161H55L54 162V168H53V172L51 171V175L53 176V178H51L52 179V182H51V180L50 181H48L47 183L46 182H44L43 183V181H41V179L39 178L38 180H34V184H31V188L32 189H30V191H29V193H28V195H26V191L25 190H23L22 188H21V186H20V184L21 183H18V182H20L19 180H18V178H20V176L21 175H23V178H25V174L27 173V170L26 169H28L27 167H29V166H27V164H30V163H28V161H27V159L30 161H33L32 160V158L33 157H35V159H36V157H40L41 158V147L39 148V150H38V152L37 153H35L36 151L33 149L29 154H28V156H27V158H22L21 156H22V154H20V151L19 150H16L15 148H12V147H10V146H8V149L6 148V145H4V147H3V145L2 144H4V143H2V144H0V155H2L3 154V156H0V165H1V167H0V171H2L1 169H5L6 171H7V173H14V179L13 180H15V181H13V180H6V181H4L3 183H1V185H0V205L1 206H6V205H10V204H12V202L14 203L13 205H18L17 203H19V201H21V199L22 198H26L27 199V205H26V209L24 208V211L22 212L23 213V215L25 214V213H27V212H29V209H30V207H31V203H30V201H31V197H33L34 195L35 196H38V194H40V201L39 202H41V199H51V200H53L54 198H58V201L59 202H61V204H62V202L64 201V199L66 200V195H68L69 194V191H68V188L69 187H72V182L74 181L75 182V186H74V188H73V190H74V195H73V199H71L72 200V202L70 203V201H69V204L67 205V207L65 208V210L62 212V214H63V218L64 219H62V217H61V223L60 222H58L57 224H55V226H53V224H52V226L51 225H48V226H50V228L46 225V228L48 227V229H44V231H42L41 232V230L36 234L37 235V237L35 238V245H34V247L32 248V254H33V260L35 261V262H32L31 260H30V262L29 261H27L25 258H23L22 256V258L23 259H21V258H17V259H15L14 260V263L15 264H36L37 262H36V260L37 261H39V259H40V262H43V258L41 257V246H45L44 248H45V250H47V251H49L50 249L49 248H51L53 245L54 246H58L57 247V249H59V250H57V254H56V256H57V258L56 257H54L53 258V260H51L52 262L54 261L55 263H56V261L58 260V257H59V252H61V251H63L64 250V253H65V257L67 256H69L68 257V261L69 262H67L66 264H72V261H71V257H76L77 255H76V253H78L79 251H83V254L84 255H86V253H87V251L91 248V246H90V230H91V227L93 226V223H91L92 222V220H91V218H89L90 216H91V214H92V208L94 209L95 208V206L93 207V205H92V203L94 202V200L96 199V193L95 192H92V185H93V183H94V185H96V183L98 182V178H99V176L98 175H100V174H98V172H103L102 170H103V166H104V164L103 163H100L99 164V166H98V168H97V162H99V160H101V158L107 153V151L105 150L107 147H108V142L110 141V140H106V141H108V142H106V143H104V145H103V143L100 145V147H99V152L96 154H94L95 156H93L90 160H89V162L87 161L84 165H82L81 167H82V169H80L81 167H80V165L78 164H76V163H78V161H77V158H78V156L80 157V155H81V150H79V149H81L82 147L81 146H83V144L84 143H87V141L85 140V142L83 141L84 140V137H86V135L82 138ZM86 137V139H88ZM152 137V138H151ZM55 138V139H56ZM122 138H126V139H124V140H122V147H121V150H123V151H120V149H119V151H118V153L120 154V155H118V153L116 154V151L114 152V148H117V146H115V147H113V152L115 153H111L110 154V158L111 159H113L114 161H117V159L118 158H121L122 159V161H120L119 159H118V161H117V164H122L123 163V160H124V158H125V155L124 154H126L127 155V152L129 153V145L128 146H125V145H127L128 144V141H130V139H129V137H128V134H125ZM147 138H149V139H147ZM83 139V140H82ZM108 139H110V137H108ZM125 140H126V144H125ZM151 140V141H150ZM83 141V142H82ZM150 141V142H149ZM149 142V143H148ZM73 143V144H72ZM75 143H76V145H75ZM78 143H80V144H82L81 146H80V144H78ZM150 143H152L151 144V146H150ZM18 143H13V145H17ZM108 144V145H107ZM19 145V144H18ZM17 145V147H21V145H19L18 146ZM123 145L125 146V148L123 147ZM76 146V147H75ZM77 146H80V147H77ZM149 146V147H148ZM153 146V147H152ZM2 147H3V149H2ZM146 147L147 148V150H146V148L144 149V148ZM10 148V149H9ZM76 148H78V150H79V153H78V151L77 150H75ZM123 148V149H122ZM2 149V150H1ZM104 149V150H103ZM5 150V151H4ZM6 150H8V151H6ZM97 150V151H98ZM116 150V149H115ZM4 151V152H3ZM10 151L12 152V153H10ZM60 151V152H59ZM77 151V153H76V155H72V154H74L75 152ZM105 151V152H104ZM152 151V152H151ZM10 153V155H9V153ZM58 154H57V153ZM71 152V153H70ZM103 152H104V154H103ZM124 152V153H123ZM143 154H142V153ZM146 152V153H145ZM5 153H7V154H5ZM19 153V154H18ZM55 153H56V155H55ZM103 154V156H102V154ZM145 153V154H144ZM54 154V155H53ZM67 154V155H66ZM98 154H100V156H102L101 158H100V156L98 155ZM147 154V155H148ZM5 155V156H4ZM12 155H13V158H12ZM52 155V156H51ZM72 155V156H71ZM113 155V156H112ZM114 155H117L118 156V158H117V156H114ZM144 155V156H143ZM146 155V156H147ZM18 156L21 158V160H19L18 159ZM30 156V157H29ZM53 156H54V158H53ZM68 156V157H67ZM70 156V157H69ZM75 156H76V160H75ZM73 157V158H72ZM99 159H98V158ZM115 157V158H114ZM139 157V158H138ZM142 157V158H141ZM180 157H181V155H180ZM3 158V159H2ZM51 158H53V159H51ZM58 158V159H57ZM61 158V159H60ZM68 158V159H67ZM71 158H72V160H71ZM96 158V159H95ZM146 159V160H144V159ZM212 158V157H211ZM16 159V160H15ZM18 159V160H17ZM24 159V160H23ZM56 159H57V161H56ZM143 159V160H142ZM150 159V158H149ZM13 160H14V162H13ZM22 160H23V162H22ZM66 162H65V161ZM75 160V161H74ZM134 162H133V161ZM17 161V162H16ZM20 161V162H19ZM25 161V162H24ZM30 161V162H31ZM63 161V162H62ZM70 162L69 163V165H68V163L67 162ZM71 161H72V163H74V164H72L71 163ZM92 161H93V164L91 165V163H92ZM96 161V162H95ZM107 161L109 162V158L107 159ZM106 161V162H107ZM145 161H147V163L145 162ZM19 162V163H18ZM58 162V163H57ZM120 162V163H119ZM142 162V163H141ZM145 162V164L147 165V166H145V164H143ZM188 164L187 165H192V163H190V162H193L192 160H188ZM9 163V164H8ZM15 163V164H14ZM24 163V164H23ZM64 163V164H63ZM96 163V167H94V164ZM129 163H131V165L129 164ZM139 163L140 164H142V166L140 167H138V165H139ZM5 164V165H4ZM129 164V165H128ZM3 165L8 169H6V168H4L3 167ZM15 167H14V166ZM24 165V166H23ZM55 165H57V166H55ZM59 165H61V167L59 166ZM64 165H66V166H64ZM73 165H77L76 167L75 166H73ZM90 165L91 166H93V170H95V172L92 170V168L90 167ZM189 165V166H190ZM23 166V167H22ZM89 166V167H88ZM13 167V168H12ZM20 167V168H19ZM25 168L24 170H25V172H24V170L22 169V168ZM78 167V168H77ZM86 167V168H85ZM105 167V166H104ZM136 167V168H135ZM143 167V168H144ZM151 168H152V166H150ZM58 168V169H57ZM68 168V169H67ZM71 168V169H70ZM73 168H74V170H73ZM94 168H96V169H94ZM137 168L138 169H141L140 171H138L137 170ZM144 168V169H145ZM10 169V170H9ZM18 169V170H17ZM70 169V170H69ZM78 169V170H77ZM97 169H99V170H97ZM145 169V170H146ZM12 170V171H11ZM22 170H23V172L25 173V174H21V172H22ZM77 170V171H76ZM83 170V171H82ZM96 170L98 171V172H96ZM154 170V169H153ZM171 170V171H170ZM174 170V171H173ZM6 171H2V172H6ZM10 171V172H9ZM14 171V172H13ZM69 171V172H68ZM73 172V174H72V172ZM147 171V170H146ZM155 171V170H154ZM153 171V172H154ZM169 171V172H168ZM18 172V173H17ZM77 172V173H76ZM81 172L83 173H85V174H81ZM93 174H92V173ZM132 172H134V178H132L133 177V173ZM148 172H149V170H148ZM148 172H146V173H148ZM55 175H53V174ZM64 173V174H63ZM79 173V175H81L80 177H79V175H78V178H75L74 179V176H76L77 174ZM95 173H97L96 175H95ZM128 173L129 172H127L126 174L128 175ZM141 173V174H140ZM150 173V172H149ZM175 173V174H174ZM66 174V175H65ZM89 174V176L88 177H84V176H87ZM92 176H91V175ZM130 174V173H129ZM145 174V175H144ZM19 175V176H18ZM61 175V176H60ZM69 175V176H68ZM82 175H84V176H82ZM125 175V174H124ZM140 175V176H139ZM142 175V176H141ZM174 175H176V176H174ZM18 176V177H17ZM58 178H57V177ZM62 176H63V178H62ZM97 176H98V178H97ZM137 176V178H135ZM139 176V177H138ZM143 176H145V177H143ZM22 177V176H21ZM82 177H84V178H82ZM93 180H91L90 178ZM97 179H96V178ZM143 179H142V178ZM172 177V178H171ZM188 177V178H187ZM37 178V177H36ZM69 178V179H68ZM86 178V179H85ZM54 179V180H53ZM58 181H57V180ZM64 179V180H63ZM72 179V180H71ZM80 179H82V180H80ZM95 179V180H94ZM134 179V180H133ZM148 181L147 183H146V181ZM171 180H174V181H171ZM180 180V181H179ZM183 180V181H182ZM10 181H12V182H10ZM32 181V180H31ZM35 181H38V182H35ZM82 182V183H79V182ZM84 181V182H83ZM85 181L87 182V183H85ZM141 181L143 182V183H141ZM152 181V182H151ZM171 181V182H170ZM9 182V183H8ZM18 183V185L16 184V183ZM55 182V183H54ZM96 182V183H95ZM154 182V183H153ZM13 183V184H12ZM39 183V184H38ZM48 183H51V184H53V186H51V187H49V185L50 184H48ZM84 183H85V186L87 185V184H90L91 185V187H90V185H89V187H88V185H87V187L85 188L84 187ZM149 184L150 185V187H152L151 188V190H150V187H149V185H148V190L146 191V189H147V185H143V184ZM157 183V184H156ZM57 184V185H56ZM83 184V188L81 187V185ZM143 186H142V185ZM173 184V185H172ZM33 185V186H32ZM42 185H44V186H42ZM48 185V186H47ZM56 185V187H54ZM61 185V186H60ZM71 185V186H70ZM134 185H136L135 187H134ZM158 185V186H157ZM18 186V187H17ZM45 186H47V187H45ZM60 186V187H59ZM78 188H77V187ZM142 186V187H141ZM154 186V187H153ZM172 186V187H171ZM20 189L21 188V190H19L18 189V191H17V189ZM54 187V188H53ZM59 187V188H58ZM63 188V189H60V188ZM65 187V188H64ZM13 188H15L14 190H16L17 192H14V190H12ZM67 188V189H66ZM87 188L89 189V190H87ZM144 188H146V189H144ZM153 188H155V191H153ZM165 188V189H164ZM55 189H57V190H55ZM59 189V190H58ZM82 189H85L84 190V193L82 192ZM120 189H121V187H120ZM119 189V193L117 194V196L115 197L116 198V200H115V206H116V214H118L119 213V211H123V209L125 210V209H129V208H131V207H133L134 205H136V204H141V199H140V197H137V195H136V198H139V199H136V200H139L138 202H140V203H137L136 202V200H135V198H134V200L133 199H131L132 201H133V203L131 202V200H127V202H124L123 201V198H121L122 197V194H121V190ZM142 189L143 190H145L144 192L142 191ZM157 189V190H156ZM169 189V190H168ZM39 190H41V191H39ZM62 190H66L65 192L64 191H62ZM76 190H77V192H76ZM81 190V191H80ZM163 190H165V191H163ZM19 191H21V192H19ZM89 191V192H88ZM143 192V193H140V192ZM149 191V192H148ZM168 191V192H167ZM12 192V193H11ZM49 192V193H48ZM58 192V193H57ZM78 192H81V194H79ZM88 192V193H87ZM132 192V191H131ZM132 192V193H133ZM153 192L155 193V195L153 194ZM159 194H158V193ZM163 192H165V193H163ZM19 193V194H18ZM21 193V194H20ZM22 193H23V196H22ZM35 193H37V194H35ZM43 193V194H42ZM68 193V194H67ZM75 193H77L78 194V196H82L81 198L80 197H78V196H76L77 194H75ZM87 193V194H86ZM93 193V194H92ZM94 193H95V195H94ZM146 193H148V194H146ZM177 193V194H176ZM47 195V197L45 196V195ZM92 194V195H91ZM134 194V195H135ZM156 194H158V195H160V196H158V195H156ZM162 194V195H161ZM176 194V195H175ZM15 195V196H14ZM17 195H18V197L20 196V198H18L17 197ZM41 195H43V196H41ZM55 195V196H54ZM84 195V196H83ZM133 194H131L130 195V197H135V196H132ZM10 196V197H9ZM13 196V198H11ZM63 196V197H62ZM90 196H91V201L89 202V201H85V200H88V198H90ZM151 196H153V197H151ZM165 196V197H164ZM174 196H176V197H174ZM48 197H50V198H48ZM53 197V198H52ZM77 197V198H76ZM85 197V198H84ZM87 197V198H86ZM120 198V199H122V200H119L118 198ZM145 197H146V199H145ZM150 197V198H149ZM162 197V198H161ZM166 197H168V198H166ZM170 197V198H169ZM253 198H255L254 196H252L251 198H250V200L252 201V199ZM11 199H12V202H9V200L11 201ZM81 199V200H80ZM93 199V200H92ZM169 199V200H168ZM8 200V201H7ZM14 200V201H13ZM85 201V205H84V202H82V201ZM3 201V202H2ZM80 201V202H79ZM119 201V202H118ZM123 201V202H122ZM134 201L136 202V204L134 203ZM4 202H6V203H4ZM77 202L80 204H77ZM128 202H130V203H128ZM82 203V204H81ZM88 203V204H87ZM122 203V204H121ZM128 203V204H127ZM143 203V202H142ZM165 203V204H164ZM72 204V205H71ZM74 204V205H73ZM77 204V205H76ZM118 206H117V205ZM133 204V205H132ZM81 206V208L79 207V206ZM84 205V206H83ZM90 206V207H88V206ZM70 208H69V207ZM73 206V207H72ZM74 206H78L79 208H80V210H79V212H78V210H76L77 208L75 207V211L73 212V209H74ZM92 206V207H91ZM123 207V209H122V207ZM170 206V207H169ZM86 207V208H85ZM88 207V208H87ZM166 207L168 208V209H166ZM68 208V209H67ZM179 209H180V207H179ZM60 211V210H59ZM59 211H58V209L57 210H55L54 212H53V215L55 214V215H59V214H61V213H59ZM88 211V212H87ZM34 212V211H33ZM32 212V213H33ZM70 212V213H69ZM78 212V213H77ZM8 213V214H7ZM12 213H14V215L12 214ZM77 214V216H76V218H75V215H74V218H72V215L71 214ZM85 213V214H84ZM1 214H3V215H1ZM18 213L17 212H15V211H7V210H5V209H2L1 210V212H0V218H2V219H4L3 217H5L7 220H10L9 221V224L7 225L9 228L11 227V229L13 228V222H14V219H16V217H17V219H18V215H17ZM29 214V213H28ZM70 214V215H69ZM174 214H176V213H174ZM54 215V216H55ZM65 215V216H64ZM66 215H68L67 217L68 218H66ZM79 215V216H78ZM80 215H82L83 216V218H80L81 216ZM11 216H13L14 218H10ZM53 216V217H54ZM85 216V217H84ZM86 217H88L89 219H90V221H89V219L88 218H86ZM85 218V219H84ZM69 219V220H68ZM71 219V220H70ZM73 219H75V220H73ZM68 220V221H67ZM83 220V221H82ZM67 221V222H66ZM72 221V222H71ZM76 221V222H75ZM81 221V222H80ZM64 222V224H65V226H64V224H62ZM66 222V223H65ZM87 222V223H86ZM73 223V224H72ZM76 223V224H75ZM86 223V224H85ZM81 224V225H80ZM85 224V225H84ZM166 224V223H165ZM62 225V226H61ZM66 225L67 226H69L68 228L66 227ZM77 225V226H76ZM89 225H91V226H89ZM96 225V224H95ZM35 226H37V223H35L34 224V226H33V228L35 227ZM59 226H61V228L64 226L65 228H67L66 230H65V228L63 227V229L61 230V228L59 227ZM74 227V229L75 230H77V232H75V230H73V231H70L73 227ZM80 226H82V228L80 227ZM52 227V228H51ZM55 227V228H54ZM59 227V230L57 229ZM80 227V228H79ZM83 227H85V228H83ZM89 227V228H88ZM94 227V226H93ZM79 228V229H78ZM52 229V230H51ZM57 229V230H56ZM69 229V230H68ZM90 229V230H89ZM47 230V231H46ZM49 230V231H48ZM53 231V232H51V231ZM59 233H57L56 231ZM63 230L65 231V232H63ZM80 230V231H79ZM61 231H62V233H61ZM68 231V232H67ZM69 231L71 232V234H73L75 237H76V239L72 236V235H69L68 233H69ZM89 231V232H88ZM51 232V233H50ZM55 232V233H54ZM82 232V233H81ZM88 232V233H87ZM40 233V234H39ZM50 233V234H49ZM66 233V234H65ZM55 234H57V235H55ZM61 234L63 235V236H61ZM79 234V235H78ZM47 235V236H46ZM52 235V236H51ZM53 235H54V237H53ZM57 236H58V238H57ZM69 238H68V237ZM87 236V237H86ZM89 236V237H88ZM1 237V236H0ZM39 237V238H38ZM62 237H64V239L62 238ZM71 237V238H70ZM4 237H1L0 238V248L2 249V253H7V248H6V245H7V243H5V239H3ZM45 238H46V240H48L47 242L49 243H47L46 242V240H45ZM56 238V239H55ZM63 240H62V239ZM68 238V239H67ZM85 238V239H84ZM87 238V239H86ZM49 239H51L50 241H49ZM53 239V240H52ZM66 239V240H65ZM72 239V240H71ZM73 239H74V241H73ZM79 240V241H78ZM89 240V241H88ZM53 241V242H52ZM61 242V244H63V242L66 244H63L62 246H61V244H60V242ZM63 241V242H62ZM70 241V242H69ZM76 241H78V242H76ZM40 242V243H39ZM44 243V245H43V243ZM58 242V243H57ZM71 242H72V246L74 247V246H76L75 248H73V247H70L71 246ZM56 243H57V245H56ZM74 243V244H73ZM75 243H76V245H75ZM78 243H81L80 245L78 244ZM255 244V242H252V244L250 245V244H248L247 246H253L254 244ZM3 244V245H2ZM52 244V245H51ZM60 244V245H59ZM88 245V248L87 247H84V246H87ZM49 247H48V246ZM68 245H70L69 246V248H68ZM82 245V246H81ZM53 246V247H54ZM65 247V249L67 250V249H70L69 251L67 250H65L64 249V247ZM66 246H67V248H66ZM77 246H80V247H77ZM178 246V245H177ZM177 246H174V247H169V246H166L165 244H162V245H159V248H158V251L160 252V254L158 255V253L156 254V256H154V259H153V262H152V264H173L172 263V261L173 262H176V263H179L180 264V261L177 259L176 260V256H174L173 255V253L172 252H174V250H176V248H177ZM81 247H82V250H81ZM168 249H167V248ZM60 248H61V250H60ZM63 248V249H62ZM40 249V250H39ZM71 249L72 250H74L75 252H72L71 251ZM79 249V250H78ZM35 250V251H34ZM37 250H38V252H37ZM67 252V253H66ZM72 252V253H71ZM84 252H86V253H84ZM36 255H35V254ZM39 253V254H38ZM68 253H69V255H68ZM169 253V255L167 256V254ZM24 253H22V255H23ZM71 255V256H70ZM76 255V256H75ZM157 255H158V257H157ZM171 255H173V257L171 258L170 256ZM35 256V257H34ZM160 256V257H159ZM156 258V259H155ZM159 258V259H158ZM163 258V259H162ZM169 258H170V261H169ZM41 259H43V260H41ZM57 259V260H56ZM19 262H18V261ZM23 260V261H22ZM27 262H26V261ZM172 260V261H171ZM45 261V260H44ZM164 261V262H163ZM167 261H168V263H167ZM29 262V263H28ZM40 262H38L37 264H41ZM53 262V264H55ZM170 262V263H169ZM13 263V264H14Z\"/></svg>","mask_w":264,"mask_h":264}]
</instances>
